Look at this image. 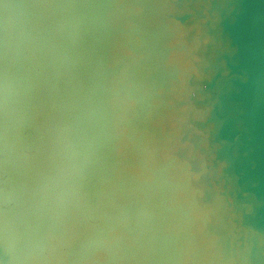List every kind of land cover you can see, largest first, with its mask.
Masks as SVG:
<instances>
[{
    "label": "water",
    "instance_id": "1",
    "mask_svg": "<svg viewBox=\"0 0 264 264\" xmlns=\"http://www.w3.org/2000/svg\"><path fill=\"white\" fill-rule=\"evenodd\" d=\"M15 2L21 25L0 23V225H33L54 106L120 77L134 104L87 180L78 226L44 264H264V0H119L118 20L95 37L79 7L89 0ZM72 27L82 40L57 71ZM172 173L176 207L157 182ZM240 200L252 205L243 221ZM0 264H14L3 243Z\"/></svg>",
    "mask_w": 264,
    "mask_h": 264
},
{
    "label": "clouds",
    "instance_id": "2",
    "mask_svg": "<svg viewBox=\"0 0 264 264\" xmlns=\"http://www.w3.org/2000/svg\"><path fill=\"white\" fill-rule=\"evenodd\" d=\"M79 7L86 10L94 37L105 35L119 17V0H89ZM25 15L24 6L15 0H0V23L5 30L20 26ZM63 38L66 47L56 53L53 61L57 71L73 65L82 40L75 27L68 28ZM132 104L122 79L112 77L54 106L42 127L39 164L32 179L33 225L23 230H12L6 223L0 225V243L12 253L14 264H44L57 252L62 236L76 229L83 215L87 180L101 154L121 133ZM0 111L7 115L6 100L0 101ZM25 114L26 109H22L20 115ZM152 179L157 181L156 177ZM157 182L162 199L176 207L182 178L172 173ZM233 211L243 221L252 205L240 200L234 202ZM100 243L99 239L89 241L92 247Z\"/></svg>",
    "mask_w": 264,
    "mask_h": 264
}]
</instances>
